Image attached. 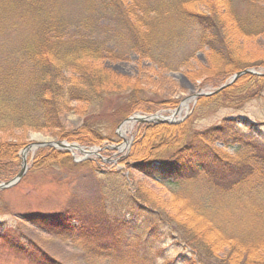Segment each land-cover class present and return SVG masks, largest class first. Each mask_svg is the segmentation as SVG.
Instances as JSON below:
<instances>
[{"label":"trees","instance_id":"trees-1","mask_svg":"<svg viewBox=\"0 0 264 264\" xmlns=\"http://www.w3.org/2000/svg\"><path fill=\"white\" fill-rule=\"evenodd\" d=\"M67 1L0 0V58L15 54L0 59V134H8L0 141V181L19 167L24 142L13 137L16 133H52L70 143L100 146L114 140L116 128L132 114L177 106L150 99L143 83L120 85L106 74V54L115 53L107 47L111 41L153 68L170 71L188 67L197 51L207 48L212 69L196 77L220 82L248 66L238 55L239 39L264 36L262 0H76L74 14L65 12ZM104 19L113 26H102ZM263 83L264 77L248 74L218 94L200 97L181 130L149 123L140 130L128 163L136 162L128 165L169 192L173 215L149 206L126 181L123 195L133 208L134 229L150 241L162 237L160 244L164 237L173 240V252L182 249L167 264H264L263 124L226 118L201 131L193 127L210 106L241 108ZM71 112L81 123L66 130L63 117ZM218 144L241 159H228ZM33 161L38 170L77 167L69 152L54 149L39 150ZM103 167L97 169L102 179L121 180ZM72 217L33 221L55 236L79 234L76 242L98 256L110 255L113 244L121 250L115 231L101 232ZM36 261L60 264L41 251Z\"/></svg>","mask_w":264,"mask_h":264},{"label":"rangeland","instance_id":"rangeland-1","mask_svg":"<svg viewBox=\"0 0 264 264\" xmlns=\"http://www.w3.org/2000/svg\"><path fill=\"white\" fill-rule=\"evenodd\" d=\"M75 4H78L76 0H68L67 4L65 3V12L74 14L77 9ZM112 24H114L112 21L105 19L101 22V25L105 27H112ZM239 40L241 44L238 55L248 64L244 70L253 69L264 73V66L261 64L264 62V36L240 38ZM107 47L115 53L106 54L107 58L103 63L108 71L106 74L112 73L114 76L110 77H116L120 85L143 83L146 96L150 99L156 102L174 101L177 106L173 109H161L152 114L142 112L132 114L128 118L142 116L151 119V115L157 117H154L151 122L136 120L126 122L125 119L116 128L114 140H107L100 146L87 147L73 142L81 148L96 150V154L93 153L88 157L80 150L74 152L75 158L70 154L72 163L77 167H69L66 164L64 167L54 166L38 170L33 164V159L39 150L54 149L59 152L67 150L50 146L37 148L32 146L26 156V174L15 186L0 190V264H38L36 257L39 256L40 251L48 255L52 261L60 264H167V260L171 261L172 257L182 250L180 248L181 250L173 252V240L165 237L161 244L162 237L150 241L146 234L134 229V225L130 223L129 213L133 211V208L125 203L124 186L122 185L124 181L129 188L138 187L139 193L144 195L145 199L147 198L146 203L153 208L165 209L168 214L173 215V208L170 206L174 204L173 197L164 187L129 167L128 164L136 162L128 163L131 160V152L143 126L147 123L165 124L177 126L175 129L181 130L184 124L192 118L193 110L197 105L199 98L195 100L193 96L216 91L229 83L236 73L220 82H215L216 79L215 81L197 79L196 75L211 68L207 48L197 51L188 67L180 71H170L153 68L150 63L140 61L139 56L133 51L120 50L114 41H111ZM14 56L15 54H5L0 59ZM114 56L116 59L112 58ZM188 101L189 107L180 113L183 104ZM228 106L220 104L206 108L201 117L193 123L194 129L201 131L219 125L226 118H243L256 124H263L264 130V83L256 97L241 108ZM80 123L81 120L75 113L71 112L63 117L66 130L76 128ZM121 128H125V135L121 134ZM108 132L106 131L105 134L108 135ZM39 135L52 141L68 142L59 140L56 134L52 133L28 131L14 134L13 137L22 139L24 145L20 147L17 155L19 167L15 171L16 176H11L8 181L16 178L21 172L24 150L36 142L32 139L33 136ZM13 137H9V140H14ZM7 138L8 134H0V141H7ZM217 147L228 159L232 161L241 159L240 154L233 149L220 144ZM134 149L138 148L134 147ZM137 152L136 156L139 154ZM171 153L167 151L164 154L171 156ZM125 158L129 160L123 161ZM243 158L242 155V160ZM88 161L96 163L98 168L93 169L86 166L87 163L90 166L92 164ZM102 166L108 173L120 175L121 180L107 182L102 179L103 176L100 175L102 171L97 170L102 169ZM8 181H0V184ZM63 215H74L70 220L79 218L86 227L98 229L101 232L115 231L118 234L116 239L120 242L121 250L113 244L114 248L112 253L109 252L110 255L98 256L101 253L96 254L95 251L85 249L76 242L74 238L79 239V234L72 235L74 238L55 236L33 221H40L43 217ZM163 232L162 230L160 234ZM101 236L111 239L108 235Z\"/></svg>","mask_w":264,"mask_h":264},{"label":"water","instance_id":"water-1","mask_svg":"<svg viewBox=\"0 0 264 264\" xmlns=\"http://www.w3.org/2000/svg\"><path fill=\"white\" fill-rule=\"evenodd\" d=\"M248 74H251V75H256V76H262L264 77V73H259L253 69H247V70H244V71H241V72H238L236 73L233 78L231 79V81L225 85H223L222 87H220L219 89H217L216 91L212 92V93H208V94H203V93H200V94H196L193 96V98L196 100L200 97H209V96H213L215 94H218L220 91H222L223 89L231 86L232 84H234L240 77L244 76V75H248ZM154 117H157L156 115H153L151 116V119H137L138 121H141V122H151L153 121ZM134 117H131V118H128L126 119L125 121L128 122V121H131L133 120ZM165 119V118H164ZM167 121V120H165ZM32 146H36V144H32L30 146H28L24 152L31 148ZM44 146H50V147H55V148H67V149H72L73 147H75V145H71V144H66L65 142H62V141H52L49 139V141H45V142H41V143H38L37 144V147H44ZM77 148H80L79 146L76 145ZM82 149V148H80ZM91 154L90 152H88V155ZM27 172V159H26V155L23 156V166H22V170L21 172L18 174V176L16 178H14L13 180L9 181V182H6V183H2L0 184V190H4V189H8V188H11L13 186H15L17 183L20 182V180L22 179V177L24 176V174H26Z\"/></svg>","mask_w":264,"mask_h":264},{"label":"bare ground","instance_id":"bare-ground-1","mask_svg":"<svg viewBox=\"0 0 264 264\" xmlns=\"http://www.w3.org/2000/svg\"><path fill=\"white\" fill-rule=\"evenodd\" d=\"M189 107V101L188 102H185L184 104H183V106H182V110H181V112L180 113H182L183 112V109H187ZM133 122V121H132ZM120 132H121V134H123V135H125V128L123 129V128H121L120 129ZM34 141H36L35 142V144H36V146H35V148H37V144L38 143H41V142H45V141H49V139H45V138H43L42 136H33V138H32ZM51 140V139H50ZM123 148V147H122ZM32 148H29V149H27L25 152H24V155H26V156H28V154H29V152H30V150H31ZM74 150H76V149H74ZM92 151H94V150H92Z\"/></svg>","mask_w":264,"mask_h":264}]
</instances>
